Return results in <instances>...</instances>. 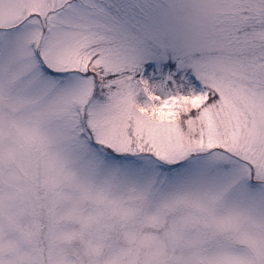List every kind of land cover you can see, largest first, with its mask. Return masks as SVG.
Returning a JSON list of instances; mask_svg holds the SVG:
<instances>
[{"label": "snow or ice", "instance_id": "1", "mask_svg": "<svg viewBox=\"0 0 264 264\" xmlns=\"http://www.w3.org/2000/svg\"><path fill=\"white\" fill-rule=\"evenodd\" d=\"M0 264H264V0H0Z\"/></svg>", "mask_w": 264, "mask_h": 264}]
</instances>
